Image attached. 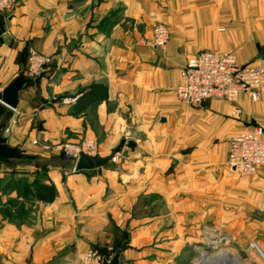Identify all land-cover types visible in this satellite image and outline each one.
Wrapping results in <instances>:
<instances>
[{
    "label": "crops",
    "instance_id": "obj_1",
    "mask_svg": "<svg viewBox=\"0 0 264 264\" xmlns=\"http://www.w3.org/2000/svg\"><path fill=\"white\" fill-rule=\"evenodd\" d=\"M156 23L170 31L162 50L142 42ZM29 48L51 64L18 92L16 109L0 102V141L9 112L29 117L56 98L38 112L45 118L39 135L59 140L64 126L97 117L102 157L129 132L120 153L131 166L122 183L110 163L72 173L70 162L31 146L35 133L19 128L5 143L21 152L0 155V264H79L80 251L114 247L109 259L122 243V264H178L187 240L201 247L203 223L230 235L258 225L264 234V168L235 177L226 163L232 137L264 128V95L197 109L175 96L180 67L198 53L231 52L239 64H264V0H17L0 15V93L22 73ZM91 87L105 99L79 111ZM72 97L77 101L68 102ZM42 168L46 176L37 178ZM35 181L55 187L52 202L27 196Z\"/></svg>",
    "mask_w": 264,
    "mask_h": 264
},
{
    "label": "rangeland",
    "instance_id": "obj_2",
    "mask_svg": "<svg viewBox=\"0 0 264 264\" xmlns=\"http://www.w3.org/2000/svg\"><path fill=\"white\" fill-rule=\"evenodd\" d=\"M16 1L17 0H12L11 5L9 7L0 10V15H4L8 13L9 11H11L16 5ZM157 25L165 26L169 31V28L164 24H161V23L154 24L151 28L149 39L142 41L144 45H147L148 47H150V45L148 44V41L151 39L153 29ZM169 36H170V31H169ZM168 41H169V38H168ZM165 47L158 48V49L162 50ZM31 52H35L38 56L44 59L43 62L39 65V67L36 68L35 74L32 73L33 71L31 69V56H32ZM50 60L51 59L48 56H45L39 53L38 51L32 48H29L28 51L26 52L25 63L22 66V72H24L26 79L33 81V82L36 81L37 78H39L40 76L43 75V73H45L46 69L48 70V67L51 64ZM246 64H260L264 66L263 63L258 62V61L249 62V63H245L242 65H246ZM53 79L54 78L51 79L50 77H48L47 82L49 81V83L47 85L52 86L53 84L51 82H53ZM90 90L93 91L97 95H103V96L106 95L101 89H98V88L94 89V87H91ZM59 100L61 99L54 98L53 100L50 99L49 101H46L45 103H43L40 107L36 109L37 110L36 113L34 112L33 115L29 117H22L21 111L17 113H14L13 111L9 112L10 117L6 118L3 126L1 127V136L3 138L0 141V148H3V149L0 150V155L7 153V155L13 156L14 154L21 152L19 148L20 145L19 146L18 145L7 146V143L5 142H6V138L10 136H14L13 134L19 128L25 126L27 130L26 136L29 137L30 134L32 135V133H35V136L29 138L30 145L33 147L40 148L42 151L47 153V155L49 154L50 157L52 158L54 157L60 161L70 162V164L72 165V168H70V172L72 173L80 172V171L74 170V165L77 160L72 155V153L75 151L76 148H81L85 142L92 141L93 148H86V150H88V152L90 151V153L93 154L95 157L101 158L105 153L103 152L102 147L99 146V140H102L105 132L99 128L97 117H84L82 125L77 126L76 128H73L72 124L64 126L62 129L63 131L61 130L64 133V136L59 138V140L52 141L48 137L43 136L42 134L39 135V133L43 131V128L45 129L44 127L45 118L37 117L38 112H41L44 109L50 108V106L53 105V102H57ZM69 101L76 102L77 97L69 98L68 102ZM185 106L192 108V109L198 108L196 106H188V105H185ZM73 118L76 119L77 117H73ZM124 120L128 122L129 117H125ZM110 121L112 122V125H113L114 118L110 117L109 122ZM256 127H261V126L256 125L254 128ZM261 128L264 129L263 127ZM124 135L125 136H123V139H121L119 143L111 147L110 152L113 154L112 157H114V159L113 160L110 159L108 162L110 163L109 171L113 173L114 174L113 177H115L121 183H122V179L126 175H128L130 171L129 167L131 166L130 160L125 161L124 158L121 157V153H120V150L125 148L124 139L127 137H130L129 132L127 134L125 133ZM258 171L252 176H244L238 173H233V175L235 177H253L258 173ZM138 174L139 176H144V173L140 170H138ZM42 176H46L45 171L40 176H36V177L38 178ZM34 183H36V181ZM33 189H34V184H32V189L30 190H33ZM137 189H138V195L142 199H145L144 197L146 195L145 194L146 186L139 185L137 186ZM54 190H55L54 195L50 196L48 199L44 201L34 198L28 192L26 194L28 197H31V199L34 201L47 204L54 200V196L56 194L55 187H54ZM142 201L144 205L145 200H142ZM261 230H262L261 227L259 228L258 225H251L249 227H245V232L243 233L230 235V234L219 233L216 230V227L210 226L207 223H203V225L200 227V233L199 235H197V237L199 238L198 241L201 242L200 244L201 247H194L193 240L192 239L187 240L186 246H184L183 249L181 250L179 258H176L174 261L179 262L178 264H264V261H263L264 234L262 233ZM125 236H127V233H125ZM159 236L160 235H154V239L156 240V238ZM255 244L260 248L261 254L258 253L257 248L254 247ZM224 249L228 250L229 253L224 255L223 258L220 257L219 259H216V260H212V261L205 260L204 261L203 258H205L206 256L213 255L219 250H224ZM88 250L93 253H99L102 255V254H107V253L112 252L114 250V247H105V248L89 247L86 250L80 251L76 256V259L79 264H81V261H80L81 254ZM215 261H217V263H215Z\"/></svg>",
    "mask_w": 264,
    "mask_h": 264
},
{
    "label": "built area",
    "instance_id": "obj_3",
    "mask_svg": "<svg viewBox=\"0 0 264 264\" xmlns=\"http://www.w3.org/2000/svg\"><path fill=\"white\" fill-rule=\"evenodd\" d=\"M11 2L12 0H0V10L9 7ZM168 38V29L157 25L148 44L153 49L163 48ZM31 55V69L35 74L36 68L44 59L35 52H31ZM241 94H245L253 102L264 95V66L239 64L235 55L230 52L207 51L188 58L179 69L175 95L185 105L199 106L209 100L236 104ZM86 148H93L92 141L76 148L72 155L76 160L82 155L97 158ZM226 163L233 173L244 176H252L260 168H264V129L256 127L232 137L228 141ZM103 257L88 250L81 254L80 261L81 264H101Z\"/></svg>",
    "mask_w": 264,
    "mask_h": 264
},
{
    "label": "water",
    "instance_id": "obj_4",
    "mask_svg": "<svg viewBox=\"0 0 264 264\" xmlns=\"http://www.w3.org/2000/svg\"><path fill=\"white\" fill-rule=\"evenodd\" d=\"M34 82L26 79L22 73H20L7 87H5L0 93V102L10 108L11 110L16 109L18 104V92L25 85H33ZM126 147L130 150L135 148V143L133 141H128ZM112 155L107 157L92 159L87 156H80L75 165V171H85L97 169L104 164L108 163ZM126 248V243H122L120 247L113 253L112 257L109 259L103 257L101 264H122L120 258L122 252Z\"/></svg>",
    "mask_w": 264,
    "mask_h": 264
},
{
    "label": "trees",
    "instance_id": "obj_5",
    "mask_svg": "<svg viewBox=\"0 0 264 264\" xmlns=\"http://www.w3.org/2000/svg\"><path fill=\"white\" fill-rule=\"evenodd\" d=\"M23 76L26 78L24 72H22ZM103 95H97L93 91L89 90L88 92L84 93L79 99H78V107L79 111L87 108L88 106L92 104H96L100 101L104 100ZM44 168L40 169V171H37V176H40L44 172ZM54 187L52 185H45L43 183H34V189L29 190V194L33 196L34 198L38 200H46L50 196L54 195ZM105 256V254H102Z\"/></svg>",
    "mask_w": 264,
    "mask_h": 264
},
{
    "label": "bare ground",
    "instance_id": "obj_6",
    "mask_svg": "<svg viewBox=\"0 0 264 264\" xmlns=\"http://www.w3.org/2000/svg\"><path fill=\"white\" fill-rule=\"evenodd\" d=\"M257 248V251H258V253H260L261 254V250H260V248L257 246L256 247ZM229 252H228V250H219L218 252H216L215 254H213V255H210V256H204L205 258H203L204 259V261L205 260H208V261H212V260H216V259H219L220 257H222L223 258V256L224 255H226V254H228ZM262 258V257H261ZM263 260H264V255H263Z\"/></svg>",
    "mask_w": 264,
    "mask_h": 264
}]
</instances>
